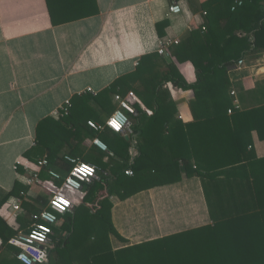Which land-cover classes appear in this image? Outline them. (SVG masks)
I'll list each match as a JSON object with an SVG mask.
<instances>
[{"label":"trees","instance_id":"trees-1","mask_svg":"<svg viewBox=\"0 0 264 264\" xmlns=\"http://www.w3.org/2000/svg\"><path fill=\"white\" fill-rule=\"evenodd\" d=\"M47 1L56 25L85 15H58V0ZM169 1L175 4L183 0ZM236 1L242 5L232 10ZM92 6L93 15L96 0ZM200 10L202 23L171 48L173 60L155 64L158 76L147 82L145 97L148 104L157 106L151 108V115L144 112L145 123L131 124L129 134L128 129L116 133L107 127L96 131L89 126L91 120L105 124L117 110L111 94L116 93L122 78L98 95L88 91L74 97L68 115L39 123L38 150L46 155L49 167L62 176L52 179L50 194L65 195L70 190L64 183L72 169L66 156L98 168V177L78 191L74 209L60 215L53 227L47 264H264V155L260 156L256 147V140L264 144V103L251 109L237 108L226 77L247 55L264 52V0H204ZM169 26V20L157 24L159 37L166 36ZM188 61L197 74L192 84L180 71V65ZM164 66L165 73L160 72L158 68ZM167 83L194 91L193 122L184 125L174 119L176 107ZM91 102L101 110H95ZM134 133L140 141L133 160ZM96 138L108 151L86 152V140ZM38 150H30L25 158L38 162ZM127 170L133 176H128ZM183 174L201 179L213 223L114 249L111 236L123 238L112 221V198L126 200L142 191L180 182ZM29 189L16 184L0 206L17 195L28 210L39 213L49 197L39 195L30 205ZM16 235L18 231L0 216V264H23L17 257L20 250L9 244Z\"/></svg>","mask_w":264,"mask_h":264},{"label":"crops","instance_id":"crops-1","mask_svg":"<svg viewBox=\"0 0 264 264\" xmlns=\"http://www.w3.org/2000/svg\"><path fill=\"white\" fill-rule=\"evenodd\" d=\"M71 1H57L58 15H85L56 25L47 0H0V202L16 184L27 186L26 177L46 159L44 152L38 150L39 123L48 117L56 120L63 117L60 113L74 97L88 91L98 95L122 78L115 94L124 98L130 94L137 96L140 103H134L137 114L131 118V124L145 123V114H153L152 109L157 106L147 103L146 84L158 76L156 63L173 60L171 48L175 45L161 55L162 40L181 42L203 21L200 7L204 0L176 2L182 8L181 14L171 13L175 4L169 0H96L97 12L93 15L90 12L92 0ZM164 20H169L170 26L166 36L161 38L157 24ZM243 61L226 76L232 85L229 93L233 103L241 110L264 103V52L247 55ZM188 65L192 66L194 79L191 80L188 79ZM158 69L165 73L166 66ZM180 71L188 83L197 81L191 62L181 64ZM166 88L175 103L172 105L176 107L174 119L184 125L193 122L194 91L175 88L172 83H167ZM232 91L236 94L232 95ZM115 94H111V98L118 106ZM91 106L101 110L96 103L91 102ZM182 115H189L191 119L185 121ZM129 133L128 129L126 134ZM139 139L134 133L130 150L133 160L138 155ZM256 147L258 154L264 155V144L256 140ZM85 148L86 152L103 151L93 140H86ZM34 149L40 154L36 163L25 158L27 152ZM50 171L62 177L49 164L42 167L40 184L27 191L28 204L34 205L39 195H47L49 200L54 195L49 188L52 179L57 178L52 177ZM158 191L168 192L165 202L158 200V205L165 208L161 211L155 201ZM70 192L68 190L65 195L68 197ZM17 197H9L1 206ZM112 203V221L123 238L111 236L114 249L213 223L201 179L187 178L184 174L180 182L142 191L126 200L114 197ZM174 208L181 209L184 214L161 221L160 215H169L167 211ZM34 214L23 205L16 220L9 209L2 210L0 216L18 233H28ZM186 215L195 216L192 221L198 225L179 230L172 228L174 224L190 223L184 218Z\"/></svg>","mask_w":264,"mask_h":264},{"label":"built area","instance_id":"built-area-1","mask_svg":"<svg viewBox=\"0 0 264 264\" xmlns=\"http://www.w3.org/2000/svg\"><path fill=\"white\" fill-rule=\"evenodd\" d=\"M242 5V1H236L235 6L232 8V10H235L236 6H241ZM174 9H178V11H175ZM171 13L172 14H181L182 13V8L181 6L177 3L175 5H173L171 7ZM179 40H162L161 42V48L159 49V53L161 55H164L167 53V50L170 49L173 45H177L179 44ZM244 63L243 59L240 60V62L238 63V66L242 65ZM236 92L232 91V95H235ZM133 96L136 99H133ZM138 97L130 94L128 96H126V98H124L122 95H116L115 100L118 103L117 106V110L107 118L105 124H100L98 122L95 121H89L88 124L89 126L96 130V131H101L104 130V128H109L111 129L113 132L116 133H125L126 130L130 127L131 125V118L133 115H135L137 113V110L135 108V104L140 103L137 99ZM135 103V104H134ZM124 104H128L129 107L132 109V111H129L127 108H125L123 105ZM71 107V102H67L66 106L64 107L62 113H60V115H68L69 114V108ZM119 112L120 113V117H118L117 119L120 120V118L123 119V124L122 127L120 128L119 131H116L115 129H113L110 124L109 121L111 120V118L113 116H115V114ZM231 112V111H230ZM91 122V123H90ZM98 142V143H97ZM94 145L98 146L100 149H102L103 151H108V146L101 140V139H94L93 140ZM65 159L72 164V169L69 172V174L64 178V183L65 185H67V187L70 189H72V191H80L83 187L84 183H88L90 182L92 179L97 178L98 177V168L97 166L91 164V163H87L84 161H81L78 158H74L71 156H66ZM49 161L46 159H44L43 161H41L39 163L38 168H36V170L28 175L26 177V185L29 187H34V186H38L40 184V174L39 172L41 171V168L44 166H48ZM80 166H89L92 169H94V172L92 175L86 177L84 180H80L79 176H74L72 175V173L78 169ZM52 177L60 179L61 177L53 172L50 171L49 173ZM126 174L128 176H133V172L131 170H127ZM22 196H25L26 194L22 193ZM63 196L65 199L72 201L69 197H67L66 195H63L61 193H56L54 194L51 199L48 202V205L46 207H44L43 209H41V211L37 214H34L32 216V225L30 227V231L28 233H23V232H19L18 235L14 236L13 238L10 239V241L12 240H17L20 243L26 244L28 245L29 250L26 251L24 248H21L17 245H13L10 243L9 244L12 246L17 247L20 251L19 254L17 255L18 259L21 255H24L27 258V261L29 262V264H47L49 262V245L51 244V236L54 233L53 227L56 226L59 222V216L63 215L65 213H68L70 211H72L74 209V203H70L69 206L61 211L59 208H57L55 206V204L53 203L55 198L57 196ZM14 202V203H13ZM4 209H9L10 212H13L14 214V218L16 220L17 216V212H21L23 211V199L21 197H17V198H13V200H9L6 204H4L3 206H0V213L2 212V210ZM47 228L48 231L47 232H43V229ZM39 231L41 232V234H43L45 236V240L43 242H40L38 240H35L32 238L31 234L33 232ZM29 240H31V243L29 244ZM35 248L37 249V252L41 251L44 252L45 255L41 257V259L39 261H37L34 257V254L31 252V249ZM20 260V259H19ZM23 264H25V261L20 260Z\"/></svg>","mask_w":264,"mask_h":264},{"label":"clouds","instance_id":"clouds-1","mask_svg":"<svg viewBox=\"0 0 264 264\" xmlns=\"http://www.w3.org/2000/svg\"><path fill=\"white\" fill-rule=\"evenodd\" d=\"M175 11H178V9H174ZM188 68V79L191 80V79H194V77L192 76V66L191 65H188L187 66ZM262 71H264V69H262ZM169 89H171V84L168 85ZM133 99H136L134 96H133ZM125 108H127L129 111H132V109L129 107L128 104H124L123 105ZM120 117V113L117 112L115 114V116H113L111 118V120L109 121V124L110 126L115 129L116 131H119L120 128L122 127V124H123V119L120 118V120H118L117 118ZM182 118L187 121V120H190L191 117L189 115H182ZM91 123V122H90ZM98 143V142H97ZM18 162H21V163H24V164H27L28 162L26 160H19ZM94 172V169H92L91 167L89 166H80L78 169H76L72 175L74 176H79V179L80 180H84L86 177L92 175ZM70 191H72V189L70 188ZM73 201H69L67 199H65L63 196H57L54 200V204L57 208H59L61 211L65 210L70 203H72ZM14 203V202H13ZM48 229L47 228H44L43 229V232H47ZM32 238L35 239V240H38L40 242H43L45 240V236L43 234H41V232L39 231H36V232H33L31 234ZM11 244L13 245H17L21 248H24L26 251L29 250L28 248V245L26 244H23V243H20L19 241L17 240H12L10 241ZM31 243V240H29V244ZM31 252L34 254V257L37 261H39L41 259L42 256L45 255L44 252H37V249L35 248H32L31 249ZM20 260H23L25 261V264H29V262L27 261V258L24 256V255H21L19 257Z\"/></svg>","mask_w":264,"mask_h":264},{"label":"rangeland","instance_id":"rangeland-1","mask_svg":"<svg viewBox=\"0 0 264 264\" xmlns=\"http://www.w3.org/2000/svg\"><path fill=\"white\" fill-rule=\"evenodd\" d=\"M158 192H160L159 195H158V199H157V196H156V193H155V201L157 203V204L156 203L155 204L157 205V208L159 209V211H161L162 209H165V208H162L161 206L158 205V202H159L158 200L161 199V200H163L162 202H165V199L167 198L168 192H164V193H162L161 191H158ZM172 192H171V194L174 193V192L173 193ZM77 193L78 192L71 191L70 195L68 196L73 201L74 204L78 203V194ZM167 213L169 215H166V216L160 215L161 221H165V220L169 219L170 216L171 217H175V216H182L184 214V212L181 209H175V208L172 209V210L167 211ZM193 217H195V216L186 215L184 218H188L187 220L190 223L174 224V226L172 228H175L176 230H179V229H187V228H192L194 226H197L198 224H193V223H196V222L192 221ZM176 222H178V221H176Z\"/></svg>","mask_w":264,"mask_h":264}]
</instances>
